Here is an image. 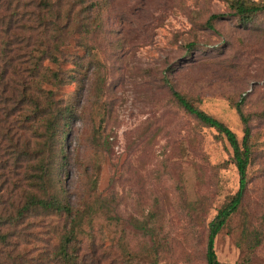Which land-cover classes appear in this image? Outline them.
Masks as SVG:
<instances>
[{"label":"rangeland","instance_id":"1","mask_svg":"<svg viewBox=\"0 0 264 264\" xmlns=\"http://www.w3.org/2000/svg\"><path fill=\"white\" fill-rule=\"evenodd\" d=\"M45 1L2 3L25 39L0 51V77H9L0 97V264H58L69 222L40 210L18 217L29 194H43L31 187L26 144L43 149L45 124L32 123V108L13 94L32 85L41 56L51 58L40 85L58 108L72 110L63 154L58 142L45 150L44 158L64 155L48 193L62 192L84 214L76 247L87 264H207L209 224L237 193L239 174L226 139L187 113L167 80L239 141L232 103L244 100L252 116L249 184L215 248L220 264H264V13L244 26L230 0ZM213 15L225 17L210 30ZM39 16L55 20L50 39ZM41 32L43 47L27 44Z\"/></svg>","mask_w":264,"mask_h":264},{"label":"trees","instance_id":"2","mask_svg":"<svg viewBox=\"0 0 264 264\" xmlns=\"http://www.w3.org/2000/svg\"><path fill=\"white\" fill-rule=\"evenodd\" d=\"M8 2V7L12 5V0H1L0 1V51L5 48H12V42L14 45L24 42L25 35L20 32L18 27L11 28L12 17L8 14V10L3 11L6 7L3 6V2ZM22 0H17V3L21 4ZM230 8L234 11L236 17L240 18V22L246 26L249 24L254 17L259 13H264V3L257 4L256 2H251L250 0H230ZM38 3L41 7L49 6L45 0H29L28 5ZM19 8V4H18ZM15 12L13 17L23 18L19 13ZM32 17H37L38 15L31 14ZM224 15H213L207 23V27L210 30H215L213 22L224 18ZM9 21V22H8ZM38 22V27L42 30L46 38L50 39L51 36L48 34L51 26H55V20L44 19L41 22V16L36 19ZM7 25V28H6ZM41 33H36L37 38L32 37L31 43L33 45H39L43 47L41 39ZM5 37L7 38L5 40ZM58 38V35H56ZM46 41V40H45ZM195 44H190L189 48H195ZM51 57H37V62L35 63L33 74L31 78L33 79L32 85H24L22 89L19 88L13 95H16V99L22 95L23 102L25 106L32 108V115L29 117L32 123H43L45 124V130L40 135L45 138V143L43 149L39 152L32 147L31 143L26 144V151H30L26 155L27 162L30 166H35L32 171L36 173L31 180V187L37 188L43 194L39 195L36 193L29 194L26 198V203L24 205L23 211L19 212L18 217H22L28 211L40 210L45 211L49 215H65L68 217V226L65 227L64 233L61 236L59 246L56 250V260L58 264H87V258L82 256L80 253V248L76 247L77 241H79V236L83 232V213H75L73 209L64 201L60 191H55L54 193H48V189L56 186L55 177L57 176V170H55V162L64 157V155H48V158H44L45 150L51 152L52 146L55 143H59L60 152L63 154L62 148L65 146V140L67 138V133L64 130L65 122L71 116V108H58L56 104L50 101V92L44 91L39 83V79L44 77L42 75L43 62L49 60ZM6 64L13 62L12 59H4ZM54 62L56 60L54 59ZM58 76L55 75L53 78L57 80ZM38 79V80H37ZM1 84V94H5L6 84L9 81V77L3 74L0 77ZM48 80V81H47ZM47 82H51L46 79ZM166 83L169 85L171 93L178 104L190 115L194 116L201 124L207 128L214 129L219 137L226 139L228 144L232 149V163L237 168L239 174V189L237 193L230 197L228 202L218 211L217 215L213 221L209 224L208 230V240L206 248V262L207 264H220L216 248L215 241L218 235L228 226L231 219L240 210L243 205L245 195L247 192L249 178L248 172L252 164L253 157V145H252V116L244 112L243 103L244 100L238 103H232L233 108L237 111V114L243 125L244 137L242 141H239L236 133H234L224 122L217 119L215 116L205 112L198 104L193 100L189 99L185 95L181 94L179 91L175 90L172 84L167 80ZM21 89V90H20ZM20 100V101H22ZM19 101V102H20ZM0 106H2V116L6 120V102L3 98H0ZM35 134L38 136L37 131ZM40 138V137H39ZM63 142V143H62ZM62 144V146H60ZM25 156V155H24ZM61 162V160H60ZM65 162L62 164L64 167ZM61 165V166H62ZM59 169V167L57 168Z\"/></svg>","mask_w":264,"mask_h":264}]
</instances>
